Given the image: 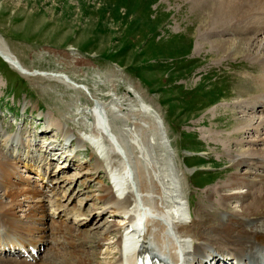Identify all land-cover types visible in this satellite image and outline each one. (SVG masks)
I'll list each match as a JSON object with an SVG mask.
<instances>
[{
	"label": "rangeland",
	"instance_id": "rangeland-1",
	"mask_svg": "<svg viewBox=\"0 0 264 264\" xmlns=\"http://www.w3.org/2000/svg\"><path fill=\"white\" fill-rule=\"evenodd\" d=\"M199 3V0H0V43L25 68L35 72L23 74L0 57V152L7 158L20 156L28 161L32 158L40 164L43 160L41 167L50 170L48 173L54 178L53 190L62 204L67 203L58 211L47 206L46 212L56 222L70 226L74 235L71 237L74 242L68 243V237L50 231L49 219L43 220L40 226L43 234H48L45 237L48 246L42 244L40 255L31 261L46 259L53 254V248H58L57 259L68 250L79 249L87 257L92 255L91 262L95 264H115L119 255L118 231H110L107 240H98L106 224L118 219L97 211L99 190L101 186H112L111 174L94 148L78 142L75 136L68 142L62 139L60 131L62 126L81 136L85 129L76 123L79 116L75 108L86 107L91 101L81 89H71L39 72H64L91 91L102 89L96 95L105 99L109 94L101 84L107 79H113L117 93H122L129 84L136 85L143 97L150 98L164 121L174 149L172 159L176 168L181 169V181L184 176L186 179L184 195L191 208L190 219L202 218L205 207L225 211L217 189L226 184L235 168L226 166L228 151L223 150L221 137L228 134L225 125L236 126L237 118L245 116L242 113L262 117L258 110L250 113L248 98L264 90L256 81L264 62L251 56L254 52L264 53V41L263 47L256 48L263 35L256 34L254 46L248 47L250 34L211 30L212 25L208 27L210 31L201 28L196 19L203 9ZM239 37L245 41L238 42L239 46L246 48L248 54L225 56L218 48L216 41L225 40L227 46ZM69 54L85 62L78 64V68H68L65 60ZM218 113L221 118L212 121ZM50 114L61 126L49 127L53 134L49 137L56 140L55 151H49L48 157L43 158L46 146L40 140L48 138L42 130L46 115ZM213 129L219 130L221 137H207ZM251 131L245 137L257 135ZM23 132L28 135L26 139L31 138L30 149L15 145ZM263 135L262 132L260 136ZM253 145L263 148L264 141ZM97 159L102 167L94 170ZM60 161L64 167H59ZM19 165L16 166L19 174L11 177L14 181L27 174ZM243 167L239 166L237 171L244 172ZM246 172L247 178L264 173L258 166H251ZM48 188L45 187L46 191ZM76 208L84 215L75 216L72 212ZM216 214L220 218L225 216L221 211ZM18 215L23 213L20 211ZM187 247L186 255L191 257L193 243ZM105 250L111 253L105 255ZM202 251H220L228 260L234 259L226 254L228 249L217 244L202 245Z\"/></svg>",
	"mask_w": 264,
	"mask_h": 264
},
{
	"label": "bare ground",
	"instance_id": "bare-ground-1",
	"mask_svg": "<svg viewBox=\"0 0 264 264\" xmlns=\"http://www.w3.org/2000/svg\"><path fill=\"white\" fill-rule=\"evenodd\" d=\"M199 2L203 9L196 14V19L201 28L210 31L208 27L212 25L211 30L229 29V31L250 34L248 42L246 41L248 47L254 46L252 41L255 40L256 34H263L258 39L256 48L263 47L264 0H199ZM240 40V37L238 40H231L227 46L225 40L216 42L225 56L236 53L248 54L246 48L239 46L242 42ZM242 43L245 41L243 40ZM0 54L5 62L21 73H35L25 68L1 43ZM251 56L264 62V53L254 52ZM67 57L65 63L68 68H78V64L85 62L83 58L73 54ZM261 67V73L256 81L264 87V65ZM38 74L61 81L71 89H81L91 101L86 107L75 108L76 115L79 116L76 123L81 129H85L81 136L74 134L72 129L62 127L50 114L46 115L48 118L42 130L48 138L46 136L42 138L44 136L42 135V139L39 140L46 146L43 158H47L49 151H55L56 142L49 137L53 135L50 134L52 131L49 127L60 125L62 139L69 142L73 141L72 137L75 136L74 139L89 144L97 155L101 156L100 159L104 161V166L111 174L112 186L109 188L101 186L97 196L100 204L97 211L109 213L110 216L118 219L106 224L104 233L98 240H107L110 231H118L119 255L115 264H134L136 251L146 252L157 264L161 261L162 264H168L165 260L171 264H196L194 262L258 264L257 260L255 261L261 254L258 249L264 250V173H257L247 178L246 171L251 166H258L264 171V147H253V144L264 141V135L260 136L262 132L264 134V90L248 98V102H251L250 113L258 110L262 113L261 118L242 113L245 116L241 115L237 118L236 126L232 123L225 125L228 129V134L225 136L221 137V134H218L219 130L216 129L208 132L207 137L210 139L224 138L223 150L228 151L226 155L229 161L226 166L235 168V171L228 175L226 184L217 189L218 197L226 206L227 215L224 209L219 210V207L211 206L205 207L202 210L204 212L202 218L196 220L190 219L192 212L189 201L184 195L186 179L184 176L183 182L181 181L182 172H179L181 169L176 168L172 159L174 149L170 144L161 114L156 106L151 104L150 98L146 99L141 95L136 85L129 84L122 93H117L113 79H107L106 84H101L109 94L105 99L96 95V92L102 89L95 88L91 91L85 84L77 83L64 72L50 71ZM220 118L221 115L218 113L212 117V121ZM249 130L257 135L251 134L250 137H245ZM26 136L28 135H25V132L20 133L19 143L16 142L15 145L32 148L29 141L31 138L26 139ZM242 145H246L245 148ZM231 146L233 148L229 151L228 148ZM243 152L247 154L244 155ZM202 153L207 154L206 151ZM27 159L20 156L7 158L0 152V233L2 232L0 243L12 246L20 241L35 246L38 253L31 256V259L35 260L40 255V246L42 244L48 246V239L45 238L48 234H43V228L40 226L43 220L49 219L50 231L68 237V243L74 242L71 239L74 235L70 226L56 222L46 212L47 206H52L58 211L57 208L63 209L67 204H62L60 197L53 190L54 178L51 179L50 170L48 173L41 167L43 160L40 164L31 160L32 158L30 161ZM61 163L62 161L59 167H64ZM19 164L30 177L20 176L19 180L14 181L11 177L19 174L16 170ZM239 166H244L245 171L239 173L237 171L240 169ZM99 167H102V162L97 159L94 170ZM30 178L31 183H36L35 185L30 183ZM45 182L51 186L47 191ZM256 184H260V187L256 188ZM243 201L245 202L242 203ZM24 202L29 203L24 205ZM201 205L205 204L201 203ZM231 205H238L239 208H230ZM20 211L25 219L18 215ZM220 211L225 213L224 218L216 214ZM72 213L77 214L75 216L84 215L77 208L73 209ZM99 213L95 214L96 218ZM11 231L14 233V238L8 237V232ZM191 242L193 252L192 256L188 257L187 245ZM208 243L228 249L226 254L234 259L228 260L220 251L203 252L202 245ZM53 249V254L40 262L15 257L3 259L0 256V264H95L91 262V254L87 257V254H82L79 249L68 250L60 259H57L58 248ZM110 253L104 251L105 255ZM242 257L244 262L240 261ZM247 259L249 260L245 261Z\"/></svg>",
	"mask_w": 264,
	"mask_h": 264
},
{
	"label": "water",
	"instance_id": "water-1",
	"mask_svg": "<svg viewBox=\"0 0 264 264\" xmlns=\"http://www.w3.org/2000/svg\"><path fill=\"white\" fill-rule=\"evenodd\" d=\"M1 55V54H0Z\"/></svg>",
	"mask_w": 264,
	"mask_h": 264
}]
</instances>
